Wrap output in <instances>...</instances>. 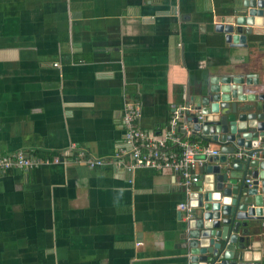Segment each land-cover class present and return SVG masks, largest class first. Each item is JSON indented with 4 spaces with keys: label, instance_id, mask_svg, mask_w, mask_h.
I'll use <instances>...</instances> for the list:
<instances>
[{
    "label": "crops",
    "instance_id": "crops-1",
    "mask_svg": "<svg viewBox=\"0 0 264 264\" xmlns=\"http://www.w3.org/2000/svg\"><path fill=\"white\" fill-rule=\"evenodd\" d=\"M241 2L0 0V155L48 160L0 175V264H186L178 204L189 192L170 170L110 159L126 100L158 136L209 76L252 72L264 83V28L246 46L215 29ZM77 151L105 163L70 159ZM262 238L251 252L260 264Z\"/></svg>",
    "mask_w": 264,
    "mask_h": 264
},
{
    "label": "water",
    "instance_id": "water-1",
    "mask_svg": "<svg viewBox=\"0 0 264 264\" xmlns=\"http://www.w3.org/2000/svg\"><path fill=\"white\" fill-rule=\"evenodd\" d=\"M238 7L215 29L229 45L246 46L252 27L264 28V0H242ZM192 99L194 111L185 120L219 154L199 167L204 175L188 194L185 262L260 264L251 252L264 235V83L252 72L211 75ZM239 149L243 156H232Z\"/></svg>",
    "mask_w": 264,
    "mask_h": 264
},
{
    "label": "built area",
    "instance_id": "built-area-1",
    "mask_svg": "<svg viewBox=\"0 0 264 264\" xmlns=\"http://www.w3.org/2000/svg\"><path fill=\"white\" fill-rule=\"evenodd\" d=\"M193 111L190 102L176 105L161 134L155 136L136 125L140 115L139 103L126 100L122 114L123 137L110 159L111 163L116 166L125 165L128 170L137 168L170 170L177 176L179 186L188 193L200 178L198 167L204 164L209 156L219 154V148H211L209 145L190 139L193 133L185 118ZM232 156L242 157V150L239 149ZM70 159L83 162L90 167L105 163L102 159L87 156L83 151L73 153ZM52 160L58 162L60 158L55 156ZM42 161L48 160H42L21 150L0 155V175L6 174L13 168L26 171ZM178 208L185 212V217L188 216L190 208L187 202L179 203Z\"/></svg>",
    "mask_w": 264,
    "mask_h": 264
},
{
    "label": "trees",
    "instance_id": "trees-1",
    "mask_svg": "<svg viewBox=\"0 0 264 264\" xmlns=\"http://www.w3.org/2000/svg\"><path fill=\"white\" fill-rule=\"evenodd\" d=\"M194 139H197V138H195V137L191 138L192 141H194ZM204 143H205V142H204ZM204 143H203V144H204Z\"/></svg>",
    "mask_w": 264,
    "mask_h": 264
}]
</instances>
